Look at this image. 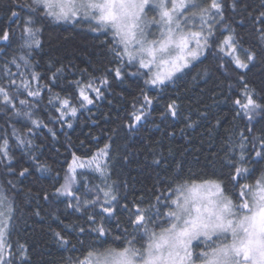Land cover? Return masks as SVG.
Here are the masks:
<instances>
[{"label":"trees","instance_id":"1","mask_svg":"<svg viewBox=\"0 0 264 264\" xmlns=\"http://www.w3.org/2000/svg\"><path fill=\"white\" fill-rule=\"evenodd\" d=\"M25 2L15 0L17 6L13 10L21 15L9 19L12 0H0V35L6 29L11 33L9 40H0V83H7L6 69L12 73L26 72L25 78L36 72L41 77V84L48 85L51 92L45 87L43 99L38 98L37 106L33 108V118L44 121L47 127L34 129L32 133H27L25 126L32 127L27 119L0 109V142L5 136L9 138L11 156L10 161L0 160V191L6 192L14 205L15 219L10 237L13 251L18 253L19 246H24L25 264H71V259L80 255L79 251L72 250V245L84 250L89 246L101 247V241H105L103 247L109 244L122 246L133 235L137 236L134 246L142 249L147 241L127 223L128 214L122 208L106 222L111 235L98 239L89 231L92 225L87 220L93 209L77 212L68 207L67 197L55 194V189L63 183L72 154L90 157L97 149L109 145L107 183L113 185V194L119 197L121 206L139 204L142 208H151L156 204L157 196L168 193L171 178L177 172H181V182L183 179L227 180L231 170L229 161L239 158L241 133H247L248 128L255 125L252 135L258 136L264 129V113L257 111L249 123L243 113L237 115L238 110L232 102L241 94L243 76L257 102L264 104V51L254 41L250 43L251 36L255 34L253 19L264 11V0H223L225 19L216 27L217 34L225 26L235 29L244 38V47H252L257 53L248 69H237L230 63L228 67L221 68V54L213 45L198 61L159 88H146V77L133 75L137 69L126 61L122 78L116 79L115 69L121 65L109 51L111 34L95 33L89 24L82 21L63 24L51 19L43 20L35 25L41 29L36 37L41 42L40 46L27 47L22 29L28 10L18 7ZM234 3L235 9L232 7ZM250 12L252 17H249ZM21 56L28 61L27 69ZM13 58L20 63V69L11 63ZM53 73L56 74L54 81ZM105 76L109 85L101 86L99 80ZM93 77L97 78L96 86L102 88V98L84 108L74 100L78 107L77 115L57 122L55 117L58 113L48 104L49 96L73 93V81L87 82ZM19 82L20 77L17 76ZM141 89H145L154 102L147 109V120L136 129L129 130L126 126L129 114L133 105L137 109L140 107L136 98L140 97ZM91 95L95 97V93ZM173 101L178 115L161 118L160 114ZM14 128L17 135H25L31 144L18 145L13 137ZM49 128L53 129L55 137ZM251 148L249 138L246 151L250 152ZM40 164L46 170H39ZM246 166L257 169L253 173L254 179L264 168V162H249ZM25 168L28 172L20 176ZM89 180V186H103L98 174L89 173ZM228 188L232 190L230 184ZM84 191L81 187L77 194ZM46 194L48 199H45ZM151 211L156 209L151 208ZM81 227L85 229L83 233L79 231ZM56 232L71 243L62 245L54 235ZM117 235L123 236L124 241H114L113 237ZM15 264H20L18 256Z\"/></svg>","mask_w":264,"mask_h":264},{"label":"snow or ice","instance_id":"2","mask_svg":"<svg viewBox=\"0 0 264 264\" xmlns=\"http://www.w3.org/2000/svg\"><path fill=\"white\" fill-rule=\"evenodd\" d=\"M16 6L15 0H12L9 19L21 15L13 10ZM18 7L28 10L22 29L27 47L40 46L41 42L36 37L41 29L35 25L43 20L94 22V31L103 29L112 36L109 51L121 65L115 69V78H122L126 59L129 66L137 69L133 75L146 77V88H159L172 80L213 45L221 54V68L228 67L230 63L237 69H248L257 55L252 47H244L245 40L235 29L225 26L217 34V25L225 19L223 0H31L30 3L26 0ZM232 7L235 9V3ZM249 17H252L251 12ZM253 23L255 34L251 36L250 43L254 41L264 51V11L259 12ZM10 35L6 29L0 35V40L7 41ZM20 59L27 69L26 57L21 56ZM11 63L20 69L21 65L15 58ZM26 75V72L12 73L6 69L7 83H0V109L27 119L32 125L25 126L27 133H32L34 129L47 127L44 121L33 118V108L37 106L35 102L38 98L43 99V89L48 87L51 92V88L41 84L38 73L32 72L25 78ZM55 75H52L53 81ZM17 76L20 77L19 83ZM96 80V77L87 82L75 80L72 82L73 93L49 96L48 104L58 113L55 117L57 122L77 115L78 107L74 100L80 108H84L102 98V88L96 86ZM99 83L101 86L109 85L107 76L101 78ZM241 83L244 85L241 94L232 102L238 110L237 115L243 113L251 123L257 111L264 113V104L257 102L255 93L248 89L243 76ZM91 93H95V97ZM136 99L140 107L137 109L133 105L126 125L129 130L136 129L142 121L147 120V109L154 102L145 89L140 90V97ZM160 115L163 119L169 115L176 117L178 111L175 101L169 103ZM68 127H72L70 122ZM254 127L248 128L247 133H241L239 158L229 161L231 170L227 180L183 179L181 182V172H177L168 187V193L172 195L162 193L157 196L156 204L151 206L156 209L155 212L139 204L119 205V197L113 194V185L107 183L108 144L97 149L90 157L73 153L63 183L55 189V194L67 197L68 207L77 212L93 209L87 220L92 225L89 231L95 233L98 239L111 235L105 226L106 222L122 208L128 214L127 223L147 243L142 249L136 248V235L126 241L123 236L117 235L113 240L124 241L122 246L109 244L103 247L105 241H101V247L89 246L84 250L72 245V250L79 251L80 255L71 259V264H264V168L253 179L257 169L246 166L249 162H264V129L256 136L252 135ZM48 131L55 137L53 129L49 128ZM13 137L18 145L31 144L25 135H17L15 128ZM249 138L252 143L250 152L246 151ZM232 146L235 147V144ZM0 160H11L7 136L0 142ZM38 168L46 170L42 164ZM27 172L25 168L19 175L24 176ZM89 173L98 174L103 186H89ZM242 180L251 182L242 183ZM81 187L85 191L78 195ZM45 199H48L47 194ZM14 219V205L7 193L0 191V264H15L17 256L20 264H25L24 246L20 245L17 253L10 242ZM79 231L83 233L85 229L81 227ZM124 231L127 233V228ZM54 235L62 245L71 243L60 232Z\"/></svg>","mask_w":264,"mask_h":264},{"label":"rangeland","instance_id":"3","mask_svg":"<svg viewBox=\"0 0 264 264\" xmlns=\"http://www.w3.org/2000/svg\"><path fill=\"white\" fill-rule=\"evenodd\" d=\"M80 21L89 24L90 27H91L92 29H93L94 27H96V25H95L94 22H89V21H87V20H80ZM54 22H56V21H54ZM75 22H76V21H69V22L60 21V22H57V23L73 24V23H75ZM93 31H94V30H93ZM101 32H102V33H106L103 29H100V30H96V31H95V33H101ZM153 32H156V30L153 29ZM109 34H110V32H109ZM156 35H158V32H156ZM150 38H153V37H150ZM203 54H204V53H203ZM203 54H202L197 60L193 61L192 64L195 63L196 61H198V60L203 56ZM125 61L127 62L126 59H125ZM192 64H191V65H192ZM191 65H190V66H191ZM190 66H189V67H190ZM189 67H188V68H189ZM186 69H187V68H186ZM184 70H185V69H184ZM181 73H182V72H181ZM181 73H177L176 76H175L174 78H176L177 76H179ZM174 78H173V79H174ZM173 79H172V80H173ZM170 81H171V80H170ZM170 81H166L165 84L168 83V82H170ZM165 84H164V85H165ZM161 86H163V85H161ZM150 88H153V87H150Z\"/></svg>","mask_w":264,"mask_h":264}]
</instances>
